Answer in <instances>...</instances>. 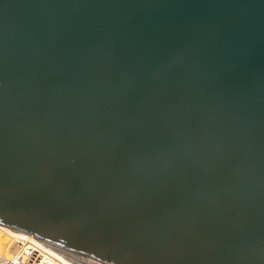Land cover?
<instances>
[{
  "label": "water",
  "instance_id": "water-1",
  "mask_svg": "<svg viewBox=\"0 0 264 264\" xmlns=\"http://www.w3.org/2000/svg\"><path fill=\"white\" fill-rule=\"evenodd\" d=\"M0 223L264 264V0H0Z\"/></svg>",
  "mask_w": 264,
  "mask_h": 264
},
{
  "label": "built area",
  "instance_id": "built-area-1",
  "mask_svg": "<svg viewBox=\"0 0 264 264\" xmlns=\"http://www.w3.org/2000/svg\"><path fill=\"white\" fill-rule=\"evenodd\" d=\"M0 264H91L69 250L26 233L17 242L15 254ZM107 264H116L114 261Z\"/></svg>",
  "mask_w": 264,
  "mask_h": 264
},
{
  "label": "bare ground",
  "instance_id": "bare-ground-1",
  "mask_svg": "<svg viewBox=\"0 0 264 264\" xmlns=\"http://www.w3.org/2000/svg\"><path fill=\"white\" fill-rule=\"evenodd\" d=\"M6 231L12 234V237L5 238L3 242H0V260H8L10 259L16 252L17 249V242L20 238L25 236V232L13 229L9 226L3 224ZM1 233V232H0ZM1 241V240H0Z\"/></svg>",
  "mask_w": 264,
  "mask_h": 264
},
{
  "label": "rangeland",
  "instance_id": "rangeland-1",
  "mask_svg": "<svg viewBox=\"0 0 264 264\" xmlns=\"http://www.w3.org/2000/svg\"><path fill=\"white\" fill-rule=\"evenodd\" d=\"M0 242H3L5 240V238H10L12 237V234L8 231H6V229L4 228L3 224L0 223ZM6 241V240H5ZM5 244V242H3Z\"/></svg>",
  "mask_w": 264,
  "mask_h": 264
},
{
  "label": "flooded vegetation",
  "instance_id": "flooded-vegetation-1",
  "mask_svg": "<svg viewBox=\"0 0 264 264\" xmlns=\"http://www.w3.org/2000/svg\"><path fill=\"white\" fill-rule=\"evenodd\" d=\"M111 263V262H110Z\"/></svg>",
  "mask_w": 264,
  "mask_h": 264
}]
</instances>
